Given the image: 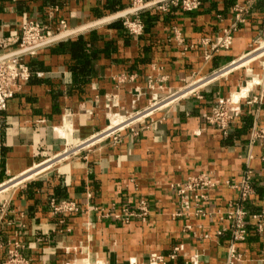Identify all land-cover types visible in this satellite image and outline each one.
Wrapping results in <instances>:
<instances>
[{
    "label": "crops",
    "instance_id": "1",
    "mask_svg": "<svg viewBox=\"0 0 264 264\" xmlns=\"http://www.w3.org/2000/svg\"><path fill=\"white\" fill-rule=\"evenodd\" d=\"M112 1L0 0V40L17 37L30 20L56 27L65 19L71 33L27 57L28 64L34 58L38 64L0 110V184L89 139L114 114L141 110L264 41V0H204L193 12L158 8L163 14L140 34L110 26L121 19L125 27L124 18L135 17L108 20L131 6L129 0H115L125 5L111 12ZM236 4L250 5L245 22L238 24L229 47L215 50L214 42L236 19ZM79 36L83 50L52 47ZM241 93L247 97L240 99L241 112L227 133L207 122L219 97L237 100ZM202 94L158 110L146 121L150 125L140 124L138 135L128 130L120 142L55 162L4 192L0 205L7 201L8 214L0 241L20 242L31 264H149L175 247L178 256L168 264H228L233 229L220 214L238 201L240 190L231 183L248 169L254 192L243 205L251 214L264 211V138L252 136L264 128V59L246 60L205 85ZM199 175L219 182L207 199L181 196L178 185ZM51 200H73L79 209L56 214ZM142 201L149 210L144 218H114ZM247 228L246 238L235 244L240 264H264V228L250 219Z\"/></svg>",
    "mask_w": 264,
    "mask_h": 264
},
{
    "label": "built area",
    "instance_id": "2",
    "mask_svg": "<svg viewBox=\"0 0 264 264\" xmlns=\"http://www.w3.org/2000/svg\"><path fill=\"white\" fill-rule=\"evenodd\" d=\"M129 1L131 2V6L128 10H136L133 12L135 17L132 18L124 16V25L130 33L140 34L144 30V23L139 15V8L151 7L155 5L153 3L157 0ZM252 1L253 0H249V3ZM158 4H160L159 8L162 10H167L170 6H179L183 11L193 12L201 6L202 0H160ZM249 6V4H236L234 6L236 19L230 27L224 30V35L219 37L214 42L213 49L218 50L219 48H227L231 45L233 33L237 29L239 23L245 22V15L249 11ZM67 33H69V29L65 19L60 20L56 27L39 20H30L22 24L20 34L17 37L2 38L0 40V110L6 109L8 99L14 96L15 87L19 85V82L27 80L30 77L31 69L27 62V57L35 55L37 50L40 47L46 46L44 44L50 40ZM263 47L264 41H259L256 46H254L240 59L230 62L225 67L213 72L209 76L188 82L187 85L167 95L165 98L151 100L149 104L141 110L124 116L114 114L115 117L119 119L118 124H115L112 119L104 129L99 130L89 139L79 143L77 146L69 147L56 158L48 160L49 162L40 164L24 174L15 176L1 183L0 196L12 187L25 184L31 178L36 177L39 173L43 172V170L50 167L55 162L67 158L80 157L84 155L85 152H91L96 146L104 142H120L124 132H127L128 130L134 135H138L140 133V124L145 123L146 126L150 125L147 124L146 121L151 119L158 110L167 108L172 103L190 95H197V97L202 98L203 87H205V85L229 73L234 68H237L241 64L245 63L246 60L264 59V53H258V51L263 49ZM243 97H247V93L239 96L238 100H233V98L231 99L230 97H219L211 111L206 115L207 122L221 128L224 133H227L230 123L241 112L240 99ZM253 100L258 102L261 100V97H255ZM252 136L254 140L263 139L264 128H256ZM41 166H43L42 170L37 172L35 175L18 180L16 183L12 182L14 179L21 178V176ZM252 181L253 171L248 169L242 174L239 181L231 183L233 187L240 190V197L238 201H233L229 204L227 211L220 214V218L228 220L233 229V238L229 249L228 264H240L242 260L241 255H237L236 253L235 244L246 238L248 233V219L253 220L259 230L264 228V211L251 214L243 205V203L250 199L254 192ZM218 183V181H214L207 176H193L190 177L184 184L178 185V193L181 196L191 193L195 200H206L207 192L214 188ZM51 207L56 214L74 212L79 209L78 204L73 200H51ZM7 210L8 203L5 201L0 205V233L2 231V225L5 223V218L8 214ZM148 211L146 202L142 201L139 203L136 210L122 209L121 212L114 214V218L129 222L130 219L134 217L144 218L147 216ZM4 249L6 251V257L0 262V264H31L30 259L23 255L22 245L20 242L9 241L7 244H3V242L0 241V251ZM178 251L179 247H175L173 252L168 256H154L151 258L149 264H168L169 260L177 258Z\"/></svg>",
    "mask_w": 264,
    "mask_h": 264
},
{
    "label": "trees",
    "instance_id": "3",
    "mask_svg": "<svg viewBox=\"0 0 264 264\" xmlns=\"http://www.w3.org/2000/svg\"><path fill=\"white\" fill-rule=\"evenodd\" d=\"M203 1L204 0H202L201 6L203 5ZM112 3L114 5L110 6V11L111 12H113V11L115 12V11H118L120 9H123L124 5H125V3L123 1L121 3H119V5H118V3L115 2V0H113ZM115 4H117V5H115ZM129 4H130V2H129ZM128 5H127V7L130 6V5L129 6ZM201 6L198 9H200ZM158 8H159V5L151 7V8L142 9L139 12V15H140L141 19L143 20V22L145 23L144 25H145L146 28H148L151 24H153L152 23L153 22L152 19H154L157 15H159L161 13L158 10ZM175 8L176 9H174V10H177L179 12L182 11L181 7H179V6H175ZM170 11L171 10H168V12H170ZM161 14H163V13H161ZM110 26L116 27V29L121 30V31L125 30V33L129 34L127 29L123 26V22H122L121 19H117V20L113 21L110 24ZM92 33L94 35L96 34L95 31H92ZM92 43L94 45V41L91 39V46L90 47H93ZM55 45L58 46V47H62L64 50H69V51H73V52H78L80 50H83L85 48V46H86L85 43H83V36H79L77 39H68L65 42L64 41L56 42V43L52 44V47L55 46ZM39 50H37V53L35 55L38 54ZM31 57H33V56H31ZM37 64H38V61L35 58L30 60L29 66L31 68V71H33L34 66L37 65Z\"/></svg>",
    "mask_w": 264,
    "mask_h": 264
},
{
    "label": "water",
    "instance_id": "4",
    "mask_svg": "<svg viewBox=\"0 0 264 264\" xmlns=\"http://www.w3.org/2000/svg\"><path fill=\"white\" fill-rule=\"evenodd\" d=\"M159 1H160V0H157V1H155L153 4H157ZM151 5H152V4H151ZM144 8H146V7H144ZM144 8H139V10H142V9H144ZM135 11H136V10H126V11H124V12H122V13H118V14L113 15L111 18H108V20L116 19V18H119V17L125 16V15L128 14V13H133V12H135ZM70 34H71V33H67V34L61 35V36H59V37H56V38L50 40L49 42L45 43L44 45H47V44H50V43L55 42V41H57V40L63 39V38H65L66 36H69ZM41 46H42V45H41Z\"/></svg>",
    "mask_w": 264,
    "mask_h": 264
},
{
    "label": "bare ground",
    "instance_id": "5",
    "mask_svg": "<svg viewBox=\"0 0 264 264\" xmlns=\"http://www.w3.org/2000/svg\"><path fill=\"white\" fill-rule=\"evenodd\" d=\"M243 93H241V94H239V96H241ZM239 96H238V98H239ZM238 100V99H237ZM116 117L115 116H113V119H115ZM116 119H118V118H116ZM43 167V166H42ZM42 167H40V168H42ZM39 168V167H38ZM40 168L38 169L39 171H40ZM37 170V169H36ZM42 170V169H41ZM35 171V170H34ZM30 173V172H29ZM28 174V173H27ZM27 174H25V176L27 175ZM35 175V174H34ZM24 176V177H25ZM28 176V175H27ZM21 179H23V178H21ZM20 180V179H19Z\"/></svg>",
    "mask_w": 264,
    "mask_h": 264
},
{
    "label": "rangeland",
    "instance_id": "6",
    "mask_svg": "<svg viewBox=\"0 0 264 264\" xmlns=\"http://www.w3.org/2000/svg\"><path fill=\"white\" fill-rule=\"evenodd\" d=\"M116 119V118H115ZM115 119H113V121L115 120ZM33 174V173H32Z\"/></svg>",
    "mask_w": 264,
    "mask_h": 264
}]
</instances>
